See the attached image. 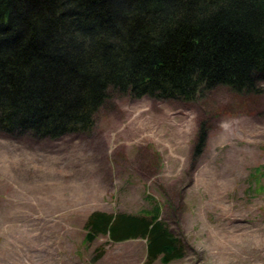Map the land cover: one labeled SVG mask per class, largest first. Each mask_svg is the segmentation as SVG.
<instances>
[{"label":"rangeland","instance_id":"obj_1","mask_svg":"<svg viewBox=\"0 0 264 264\" xmlns=\"http://www.w3.org/2000/svg\"><path fill=\"white\" fill-rule=\"evenodd\" d=\"M259 85L189 102L114 92L90 132L59 139L0 130V264H163L147 262L146 239L85 241L93 211L155 204L187 245L169 264H264ZM201 121L209 134L195 159Z\"/></svg>","mask_w":264,"mask_h":264},{"label":"trees","instance_id":"obj_2","mask_svg":"<svg viewBox=\"0 0 264 264\" xmlns=\"http://www.w3.org/2000/svg\"><path fill=\"white\" fill-rule=\"evenodd\" d=\"M261 79L264 0H0V130L12 136L90 132L114 92L189 102L218 87L258 94ZM208 134L201 121L193 158ZM161 211H93L85 241L146 239L147 262L169 264L187 245Z\"/></svg>","mask_w":264,"mask_h":264}]
</instances>
